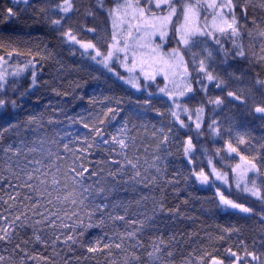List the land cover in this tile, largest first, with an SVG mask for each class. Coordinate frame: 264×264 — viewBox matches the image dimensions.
I'll list each match as a JSON object with an SVG mask.
<instances>
[{
  "label": "snow or ice",
  "instance_id": "obj_1",
  "mask_svg": "<svg viewBox=\"0 0 264 264\" xmlns=\"http://www.w3.org/2000/svg\"><path fill=\"white\" fill-rule=\"evenodd\" d=\"M11 3L0 10L5 21L30 10L69 48L145 98L127 112L121 99L90 98L99 107L83 123L89 133L83 138L49 133L45 124L60 128L63 121L35 116L23 127L0 129V264H88L96 255L105 264H175L177 238H165L158 220L181 215L179 207H166L165 198L166 187L181 180L211 188L217 208L261 224L259 238L250 243L233 241L223 254L200 245L181 264H264V76L250 74L253 66L264 68V15L255 14H264V0H113L112 7L90 0L83 11L73 0ZM76 15L81 19L70 23ZM20 43L0 36V109L17 108L37 87V63L54 59L47 48L22 49ZM154 100L165 110L154 107ZM237 103L246 109L240 118L229 110ZM149 112L162 121L151 125V153L141 138V129L149 135L141 119ZM246 114H258L260 135ZM179 133L189 172L169 179L166 157ZM92 228L108 231L103 239L85 241ZM218 231L206 239L223 242L240 233L236 227ZM146 233L154 234L147 243ZM77 249L87 255L77 256Z\"/></svg>",
  "mask_w": 264,
  "mask_h": 264
},
{
  "label": "trees",
  "instance_id": "obj_2",
  "mask_svg": "<svg viewBox=\"0 0 264 264\" xmlns=\"http://www.w3.org/2000/svg\"><path fill=\"white\" fill-rule=\"evenodd\" d=\"M35 2V0H33ZM77 7L83 11L87 7L90 0H73ZM5 6H12L11 0H0V10ZM106 7H112L113 0H105ZM21 7H23L21 5ZM239 12V10H238ZM253 14V10L249 9V16ZM257 16L264 15L257 11ZM79 15L73 16L70 23L79 21ZM105 17L103 13L98 14V22L103 24ZM89 26L91 22H89ZM0 36L12 37L21 41L18 45L22 49H32L35 51L39 48L43 51L47 48L54 54V59L44 62H38L36 67L37 72V87L31 90V94L19 102L17 108L11 106L0 109V129L6 128L9 124L24 126L25 122L30 117L42 118L45 121H63L60 128L49 126L45 124L44 127L49 133L59 132L62 136L64 131L72 132L79 135L81 138L87 136L88 130L83 127V123H90L88 116L90 113L96 111L99 105L93 106L89 103L90 98H97L102 100L104 97H111L122 100V106L127 112L130 106L136 100H143L144 95L135 92L128 88L122 81L117 79L111 73L106 72L102 67L96 65L91 60L82 57L79 51L69 48L63 40L59 38V33L53 31L48 25L45 24L42 18L36 17L30 10L23 12L19 18H14L5 21L0 17ZM90 38V37H89ZM245 43L248 41L245 38ZM173 46V45H171ZM226 47H231L226 44ZM75 52V55H73ZM0 54H3L0 52ZM14 61L13 63H19ZM242 67L249 68L247 62L242 64ZM117 71L121 75H125V71L118 68ZM251 73H261L264 76V68L260 66H253L250 69ZM25 77L30 80V74L26 73ZM26 81L22 79L21 84ZM157 83L161 84V78L157 79ZM211 87V86H210ZM53 89L56 91L54 92ZM156 91L155 87L151 89ZM57 93H67V95H57ZM214 94L219 95V92ZM260 96L257 94L256 102H259ZM252 101H249V106ZM154 107L165 110L162 102L153 101ZM108 107H115V104H108ZM229 110L231 114L237 118L241 117L246 109L239 103L230 105ZM67 113L70 117L80 116L82 122L70 123L65 120V117L60 113ZM249 121L250 126L256 130V135H260V118L258 114H246L243 117ZM121 119V117H117ZM142 121L148 124L149 135L144 134V129H141V138L144 146L148 147L149 153L153 150L154 142L150 138L151 125L155 124L157 127L161 126L162 121L158 119L153 112H149L146 117L141 118ZM140 123L141 120L135 121ZM167 123V118L163 121ZM63 129V131H61ZM112 129H109L111 131ZM179 139L175 140L169 146L167 154V172L168 178H174L177 172L187 175L189 166L183 158L181 152L180 141L184 139V134L179 133ZM195 142V140H194ZM209 149L214 145L208 140L202 141ZM219 146V145H215ZM241 151H244L243 147ZM247 154V153H245ZM141 156L144 152L141 151ZM97 157H93L95 159ZM237 160H231L229 163H236ZM219 167L220 165L217 164ZM207 171V168L205 169ZM227 170V169H225ZM3 192L0 191V195ZM6 198V197H5ZM166 207H179L181 215L168 216L162 215L159 217V226L163 229L165 238L169 235H175L178 244L175 246L174 261H181L188 256L194 249L200 245L211 248H218L223 254V249L230 246L233 241L238 242L240 239H245L249 243L252 238H259L261 224L256 217L247 218L245 214L235 213L233 210L225 212L217 208L215 203L213 190L207 186L199 185L194 180H189L187 184L181 180L175 188L171 185L166 187L165 192ZM184 201H187L185 204ZM249 206H253L251 203ZM3 206L0 205V208ZM259 211V205H255ZM218 227L220 229L225 227H236L240 229L239 235L233 234L231 239H226L223 242L213 241L209 242L206 239L207 234L213 237L219 235ZM108 229L92 228L86 232L84 240L88 241L93 238L103 239V234ZM30 235V233H29ZM153 233L145 234V242L153 236ZM234 250H236L234 248ZM2 251V246H0ZM40 251V249H37ZM5 255H7L5 253ZM77 256L87 255L83 250L77 249ZM88 264H105L103 255H96L95 259H90Z\"/></svg>",
  "mask_w": 264,
  "mask_h": 264
},
{
  "label": "rangeland",
  "instance_id": "obj_3",
  "mask_svg": "<svg viewBox=\"0 0 264 264\" xmlns=\"http://www.w3.org/2000/svg\"><path fill=\"white\" fill-rule=\"evenodd\" d=\"M159 41H157V43H158ZM170 47H171V44L169 45ZM123 70V69H122ZM161 86H162V80H161ZM181 262H182V260L181 261H179V262H177V261H175V264H181Z\"/></svg>",
  "mask_w": 264,
  "mask_h": 264
}]
</instances>
